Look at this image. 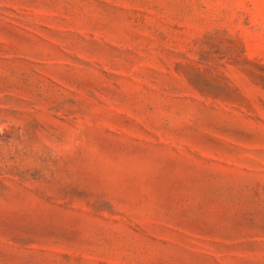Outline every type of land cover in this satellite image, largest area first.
<instances>
[{
  "label": "rangeland",
  "instance_id": "1",
  "mask_svg": "<svg viewBox=\"0 0 264 264\" xmlns=\"http://www.w3.org/2000/svg\"><path fill=\"white\" fill-rule=\"evenodd\" d=\"M0 264H264V0H0Z\"/></svg>",
  "mask_w": 264,
  "mask_h": 264
}]
</instances>
